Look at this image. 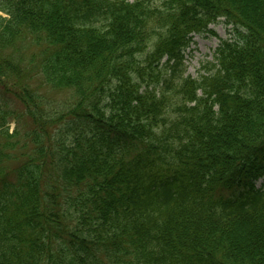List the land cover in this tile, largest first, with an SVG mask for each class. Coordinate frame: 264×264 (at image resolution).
I'll list each match as a JSON object with an SVG mask.
<instances>
[{
  "label": "trees",
  "instance_id": "1",
  "mask_svg": "<svg viewBox=\"0 0 264 264\" xmlns=\"http://www.w3.org/2000/svg\"><path fill=\"white\" fill-rule=\"evenodd\" d=\"M0 99V264H264V0H0Z\"/></svg>",
  "mask_w": 264,
  "mask_h": 264
},
{
  "label": "rangeland",
  "instance_id": "2",
  "mask_svg": "<svg viewBox=\"0 0 264 264\" xmlns=\"http://www.w3.org/2000/svg\"><path fill=\"white\" fill-rule=\"evenodd\" d=\"M191 36L190 43L183 51V67L186 70L185 75L196 78L201 72L202 63L213 61V52L219 45L220 40L233 39L235 37L234 26L226 23L224 19L220 18L208 26V31L192 34ZM164 60L165 57H163L160 64H158L161 69H163L161 65ZM152 82L154 83V81ZM153 83H150V85H154ZM4 99H0V105H2ZM13 128L14 123L11 122L9 126L10 131H12ZM263 184L264 180L259 179L256 182V187H260Z\"/></svg>",
  "mask_w": 264,
  "mask_h": 264
}]
</instances>
